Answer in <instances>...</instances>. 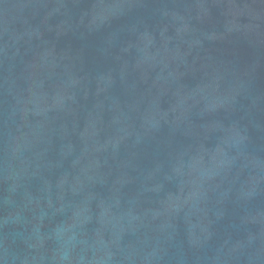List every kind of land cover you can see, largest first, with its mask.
Returning <instances> with one entry per match:
<instances>
[{"label":"water","instance_id":"obj_1","mask_svg":"<svg viewBox=\"0 0 264 264\" xmlns=\"http://www.w3.org/2000/svg\"><path fill=\"white\" fill-rule=\"evenodd\" d=\"M0 264H264V0H0Z\"/></svg>","mask_w":264,"mask_h":264}]
</instances>
